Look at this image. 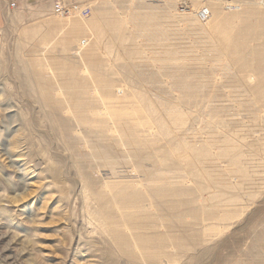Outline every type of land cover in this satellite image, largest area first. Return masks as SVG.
I'll list each match as a JSON object with an SVG mask.
<instances>
[{"label": "rangeland", "instance_id": "rangeland-1", "mask_svg": "<svg viewBox=\"0 0 264 264\" xmlns=\"http://www.w3.org/2000/svg\"><path fill=\"white\" fill-rule=\"evenodd\" d=\"M0 264H264V0H0Z\"/></svg>", "mask_w": 264, "mask_h": 264}, {"label": "built area", "instance_id": "built-area-1", "mask_svg": "<svg viewBox=\"0 0 264 264\" xmlns=\"http://www.w3.org/2000/svg\"><path fill=\"white\" fill-rule=\"evenodd\" d=\"M53 11L60 12L64 3V0H50ZM10 7H14V3L9 4Z\"/></svg>", "mask_w": 264, "mask_h": 264}]
</instances>
